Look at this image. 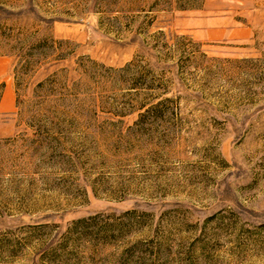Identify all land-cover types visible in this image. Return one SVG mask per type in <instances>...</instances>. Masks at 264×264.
<instances>
[{
	"label": "rangeland",
	"instance_id": "374dc122",
	"mask_svg": "<svg viewBox=\"0 0 264 264\" xmlns=\"http://www.w3.org/2000/svg\"><path fill=\"white\" fill-rule=\"evenodd\" d=\"M0 264H264V0H0Z\"/></svg>",
	"mask_w": 264,
	"mask_h": 264
},
{
	"label": "trees",
	"instance_id": "16d2710c",
	"mask_svg": "<svg viewBox=\"0 0 264 264\" xmlns=\"http://www.w3.org/2000/svg\"><path fill=\"white\" fill-rule=\"evenodd\" d=\"M165 100L166 99H160V100H158V102L152 107V109L154 110V109L159 108L161 106V104L165 102ZM148 110H150V109H148ZM144 114H146V113L143 112L140 116L142 117V116H144ZM85 221H86V219L83 218L80 221H78V223L85 222Z\"/></svg>",
	"mask_w": 264,
	"mask_h": 264
}]
</instances>
